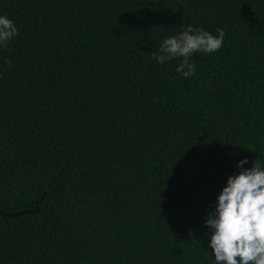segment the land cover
I'll return each mask as SVG.
<instances>
[{"label":"trees","instance_id":"trees-1","mask_svg":"<svg viewBox=\"0 0 264 264\" xmlns=\"http://www.w3.org/2000/svg\"><path fill=\"white\" fill-rule=\"evenodd\" d=\"M0 264H215L208 214L264 167V0H0ZM189 25L221 49L158 63ZM186 70V69H185Z\"/></svg>","mask_w":264,"mask_h":264},{"label":"clouds","instance_id":"clouds-1","mask_svg":"<svg viewBox=\"0 0 264 264\" xmlns=\"http://www.w3.org/2000/svg\"><path fill=\"white\" fill-rule=\"evenodd\" d=\"M216 31L218 36L189 25L178 36L164 39L154 58L160 64L182 58L177 72L192 77L196 65L190 57L197 51L217 52L223 46L225 32L222 28ZM17 34L14 21L0 15V47L7 48ZM247 162V158L239 161L241 171L228 178L206 219L212 230L210 248L215 264H264V167L255 161L253 167L245 169Z\"/></svg>","mask_w":264,"mask_h":264},{"label":"water","instance_id":"water-1","mask_svg":"<svg viewBox=\"0 0 264 264\" xmlns=\"http://www.w3.org/2000/svg\"><path fill=\"white\" fill-rule=\"evenodd\" d=\"M38 210H39V205H38V201H37L35 208L22 209V210H19L16 212H4V211L0 210V214L13 216V215H19V214L28 213V212H36Z\"/></svg>","mask_w":264,"mask_h":264}]
</instances>
